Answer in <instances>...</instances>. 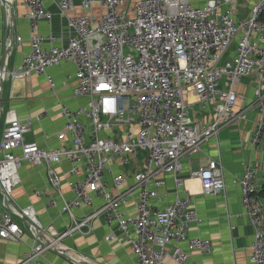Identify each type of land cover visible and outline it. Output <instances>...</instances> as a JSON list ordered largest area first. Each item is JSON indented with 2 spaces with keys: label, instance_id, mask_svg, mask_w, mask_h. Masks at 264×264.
<instances>
[{
  "label": "built area",
  "instance_id": "built-area-1",
  "mask_svg": "<svg viewBox=\"0 0 264 264\" xmlns=\"http://www.w3.org/2000/svg\"><path fill=\"white\" fill-rule=\"evenodd\" d=\"M47 1L74 31L65 44H57L53 33L42 36L37 32L39 21L50 22L53 17ZM21 2L30 51L17 67L9 69L3 63L0 81L45 74L48 67L69 60L76 67L73 95L86 97L88 102L74 110L58 102L65 119L58 137L69 135L71 145L56 149H44L26 139L41 115L19 119L8 113L0 140V238L18 242L26 232L32 236L20 264H51L43 254L54 247L75 263L87 264L82 255L66 246L57 247L56 241L89 227L101 215L108 226L115 223L120 234L111 233L105 240L117 237L119 242H128L135 264H165L168 256L184 264L191 252H213L210 240L200 237L187 239L188 250L179 245L189 224L200 222L188 195L180 196L177 190L174 201L162 209L151 200L162 199L158 192L165 184L162 174H172L180 182L182 159L198 153L222 128L245 120L249 111L258 115L249 144L251 148L264 145V0H253L250 5L244 0H80L84 13L79 15L72 14L74 0ZM95 8L102 11L96 14ZM16 42H21L20 36ZM44 43L49 46L44 48ZM249 77L255 81L251 102L237 109L241 98L237 87ZM192 102L210 108L212 119L205 124L194 121ZM139 153L144 155L142 162ZM62 161L70 164V174L84 172L80 180L69 183L73 196L62 199V210L73 216V208L89 205L88 189L103 203L56 233L40 223L34 207L18 208L11 196L23 162L43 165L47 183L59 192L61 177L55 166ZM134 163L140 164L139 170L115 171L117 164ZM257 172L247 162L234 182L252 226L251 264H264V204L258 197ZM130 176L131 186L120 190ZM190 177L200 181L203 192L224 194L223 167L218 160L206 159ZM131 197H135V213L127 215L122 208ZM56 203L55 197L50 198L49 205Z\"/></svg>",
  "mask_w": 264,
  "mask_h": 264
},
{
  "label": "crops",
  "instance_id": "crops-1",
  "mask_svg": "<svg viewBox=\"0 0 264 264\" xmlns=\"http://www.w3.org/2000/svg\"><path fill=\"white\" fill-rule=\"evenodd\" d=\"M13 6V18L9 16L8 7L0 1V40L11 38V44H0V66L4 63L9 69L17 67L22 57L30 51L29 27L25 18L26 9L21 0H10ZM247 5V4H245ZM75 9L72 14H82L80 0H74ZM246 7V6H245ZM6 8V9H5ZM46 8L53 14L50 22L41 20L37 23V32L42 36L53 33L57 37V44H65L74 36V31L69 27L66 17L60 15L57 7L46 2ZM7 10V11H6ZM100 8H95L94 13L99 14ZM7 12V13H6ZM8 15V21L5 19ZM21 37V42H16V37ZM49 43H44L47 48ZM75 65L69 60H63L56 66L46 69L45 74L32 73L25 78H6L0 91V140L8 113L19 119L41 115L39 120H34L31 130L26 134V139L35 141L44 149H56L62 145H71L69 135L60 139L58 133L64 129L65 119L61 115L58 102L71 109L85 106L86 97L74 96L76 87ZM54 85L51 86L50 83ZM255 81L253 77L245 78L237 87L241 98L236 102V108L240 109L251 102ZM191 100H195L191 98ZM190 116L194 121L207 123L212 119V110L197 102H192ZM46 113V114H45ZM258 118L255 110L247 113L246 119L222 128L216 138H212L202 145L200 151L191 157L182 159V169L178 173L180 182L176 183L172 174L164 173L161 178L165 184L158 189L162 199H152L154 207L162 209L175 199L176 191L180 196L188 195L191 203L197 211L199 223L192 222L186 231V237L179 245L183 250H188L187 239L200 237L209 239L213 252L200 254L191 252L189 259L184 264H251V244L253 241L252 226L244 213L240 201V189L235 179L240 177L243 167L247 162H252L257 168V184L260 188L264 177V153L263 146L251 148L249 137L254 122ZM81 121L87 122L82 117ZM107 133H104V135ZM144 155L139 153L138 160L142 162ZM206 159L218 160L223 167L225 191L223 195L215 196L203 192L200 181L190 177V172L196 170ZM61 177L59 192L47 183L46 172L43 165H32L23 162L18 170L19 182L14 187L11 196L12 203L18 207L31 205L34 207L40 223L47 229L61 233L69 228L73 221L81 220L88 214L99 209L103 200L94 190L88 189L92 198L89 205L73 208L71 216L62 210V199H71L72 192L70 182L80 180L84 172L73 175L68 171L70 164L62 161L55 166ZM140 164L115 166L116 172H132L139 170ZM132 178L120 190L131 186ZM111 188V185H109ZM114 191V190H113ZM38 192V193H37ZM165 194V196H163ZM56 198V205H49L50 198ZM135 197H131L125 209L127 215L135 213L133 203ZM264 204V200H261ZM119 232L115 223L108 226L104 218L99 215L89 227H82L80 231H74L71 235L60 238L56 246H66L82 255L87 264H135V256L128 242H119L117 237L105 240L109 234ZM131 235L133 230L130 229ZM46 234L45 236H48ZM52 238H55L52 236ZM33 238L29 233H24L18 242L0 238V264H20L25 254L29 251ZM43 257L51 264H77L70 258L57 253L56 248L47 249ZM165 264H179L170 256L164 259Z\"/></svg>",
  "mask_w": 264,
  "mask_h": 264
},
{
  "label": "water",
  "instance_id": "water-1",
  "mask_svg": "<svg viewBox=\"0 0 264 264\" xmlns=\"http://www.w3.org/2000/svg\"><path fill=\"white\" fill-rule=\"evenodd\" d=\"M2 2V4L4 6H7L8 7V12H9V16L11 17V20L13 18V6H12V3L10 2V0H0ZM6 9V8H5ZM11 44V38L8 37L5 41V46H6V49L8 48V46ZM3 81H0V91H1V87H2V84H3Z\"/></svg>",
  "mask_w": 264,
  "mask_h": 264
},
{
  "label": "trees",
  "instance_id": "trees-1",
  "mask_svg": "<svg viewBox=\"0 0 264 264\" xmlns=\"http://www.w3.org/2000/svg\"><path fill=\"white\" fill-rule=\"evenodd\" d=\"M245 1V4H251L253 0H244ZM263 153H264V145H263ZM258 197L261 199V200H264V177H263V182L259 188V191H258Z\"/></svg>",
  "mask_w": 264,
  "mask_h": 264
}]
</instances>
